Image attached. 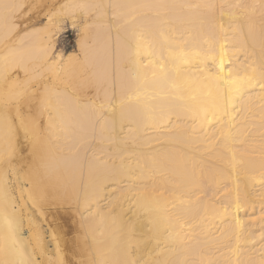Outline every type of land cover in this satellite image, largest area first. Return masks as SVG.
Returning a JSON list of instances; mask_svg holds the SVG:
<instances>
[{"label": "bare ground", "instance_id": "obj_1", "mask_svg": "<svg viewBox=\"0 0 264 264\" xmlns=\"http://www.w3.org/2000/svg\"><path fill=\"white\" fill-rule=\"evenodd\" d=\"M27 1L0 0V264H264V0Z\"/></svg>", "mask_w": 264, "mask_h": 264}, {"label": "rangeland", "instance_id": "obj_2", "mask_svg": "<svg viewBox=\"0 0 264 264\" xmlns=\"http://www.w3.org/2000/svg\"><path fill=\"white\" fill-rule=\"evenodd\" d=\"M47 6L49 7V2L47 0H28L25 8L33 7V10L31 8L32 11H29L25 19L28 20V22L37 19L41 22V25H45L48 20L47 17L49 14ZM70 22L69 20H65L64 22H62L59 30L57 31V33H55L56 49L58 52H62L63 54L71 53L77 48V41L79 38V27L78 24L73 25L72 22L71 24ZM32 86L35 88V83L32 84ZM70 221L71 219L67 218L66 226L64 227V232L66 233L72 230V223ZM46 229V224H44V230L46 233L45 238L48 241L49 233L48 230L46 231ZM69 237L71 236H65V240L67 241V238ZM51 248L53 249L52 245H50V249Z\"/></svg>", "mask_w": 264, "mask_h": 264}]
</instances>
